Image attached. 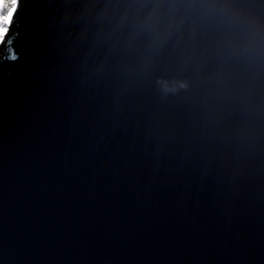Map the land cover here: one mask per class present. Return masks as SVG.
<instances>
[{
    "label": "water",
    "instance_id": "water-1",
    "mask_svg": "<svg viewBox=\"0 0 264 264\" xmlns=\"http://www.w3.org/2000/svg\"><path fill=\"white\" fill-rule=\"evenodd\" d=\"M0 42V264H264V0H19Z\"/></svg>",
    "mask_w": 264,
    "mask_h": 264
},
{
    "label": "clouds",
    "instance_id": "clouds-1",
    "mask_svg": "<svg viewBox=\"0 0 264 264\" xmlns=\"http://www.w3.org/2000/svg\"><path fill=\"white\" fill-rule=\"evenodd\" d=\"M19 0H0V39H3L6 26L11 22L17 10Z\"/></svg>",
    "mask_w": 264,
    "mask_h": 264
},
{
    "label": "trees",
    "instance_id": "trees-1",
    "mask_svg": "<svg viewBox=\"0 0 264 264\" xmlns=\"http://www.w3.org/2000/svg\"><path fill=\"white\" fill-rule=\"evenodd\" d=\"M7 31H8V28L6 27V32H5V34L7 33Z\"/></svg>",
    "mask_w": 264,
    "mask_h": 264
},
{
    "label": "rangeland",
    "instance_id": "rangeland-1",
    "mask_svg": "<svg viewBox=\"0 0 264 264\" xmlns=\"http://www.w3.org/2000/svg\"><path fill=\"white\" fill-rule=\"evenodd\" d=\"M2 40V39H1Z\"/></svg>",
    "mask_w": 264,
    "mask_h": 264
}]
</instances>
